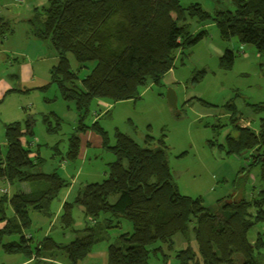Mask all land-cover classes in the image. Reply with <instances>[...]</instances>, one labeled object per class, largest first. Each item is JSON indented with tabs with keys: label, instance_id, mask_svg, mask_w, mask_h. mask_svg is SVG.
Returning <instances> with one entry per match:
<instances>
[{
	"label": "trees",
	"instance_id": "trees-1",
	"mask_svg": "<svg viewBox=\"0 0 264 264\" xmlns=\"http://www.w3.org/2000/svg\"><path fill=\"white\" fill-rule=\"evenodd\" d=\"M229 1L233 10L216 8L213 14L199 3L183 6L180 0H48L33 10L28 19L32 35L48 40L56 52L48 85L56 84L61 98L73 101L79 113L66 159L77 160L79 135L89 129L115 160L107 164L105 179L85 185L73 202L62 205L59 221L63 229L73 226L74 206L82 207L84 218L94 225H86L81 235L66 244L48 236L34 239L26 234L31 227L30 212L50 219L51 202L69 184L57 171L38 170L43 161L32 149L35 144L30 146V118L24 121V129L20 122L6 124L0 178L10 184L29 183L31 188L8 199L12 218L0 207V249L5 254H21L38 264H80L96 244L104 242L106 264H150L151 256L164 254L163 247L171 250L173 237L181 234L186 246L175 253L174 264H264V235L257 231L253 243L248 238L255 224L264 223V119L257 131L236 126V137L226 138L228 153H249L248 167L261 168V189L250 199L222 200L216 211L204 206L201 197L179 193L166 160L165 135L158 139L147 135L139 145L116 131L115 142L109 145L97 121L89 126L83 123L94 98L136 100L148 84L160 85L173 69L177 53L182 55L206 35L205 30L192 34L188 19L212 22L222 40L235 38L241 46H252L264 56V0ZM6 32L7 25L0 21V34ZM69 56L87 71L82 78L71 69ZM233 61L234 53L226 50L219 65L229 70ZM257 109H264V104ZM101 215H105L102 224L96 221ZM122 220L131 224V231L109 238L108 230L120 228ZM11 235L16 240L3 242Z\"/></svg>",
	"mask_w": 264,
	"mask_h": 264
},
{
	"label": "rangeland",
	"instance_id": "rangeland-1",
	"mask_svg": "<svg viewBox=\"0 0 264 264\" xmlns=\"http://www.w3.org/2000/svg\"><path fill=\"white\" fill-rule=\"evenodd\" d=\"M180 2L183 6L199 3L210 14L216 8L233 10L229 0H221L219 3L215 0ZM16 24L18 30L25 25L21 22ZM188 24L192 34L205 30L206 35L196 45L184 50L182 55L177 53L173 69L164 75L160 85L148 84L136 100L111 102L94 98L83 123L89 126L97 121L106 131L109 145L114 144L116 131L131 137L139 145L143 144L147 135L155 139L165 135L168 147L166 160L179 193L192 198L201 197L204 206L216 211L220 201L250 199L263 185L261 168L248 167L251 164L249 153L242 152L239 156L228 153L226 138L236 137V126L257 131L260 120L264 119V109H257L258 105L264 104V56L258 54L252 46H241L235 38L222 40L212 22L198 23L196 19H188ZM18 30L12 36L6 33L7 55L13 59L12 64H15L7 72L8 79H15L13 74H16L20 64L31 69L33 79L23 85H17L13 81L12 85L15 84L18 91L9 92L0 103L1 150L5 149L4 124L18 121L23 127L24 121L30 118L33 136L28 139L37 140L38 146L32 149L38 147L39 157L43 159L39 171H57L74 185L75 191L86 180L90 183L101 182L107 176V164L114 161L115 156L103 148L93 150L79 173L80 160L71 162L66 159L69 138L78 127L79 113L73 101L61 98L56 84L48 85L49 70L57 62L51 43L36 37H22V32ZM226 50L234 53L233 66L229 70L222 69L219 65V58ZM69 60L71 69L78 71L82 78L87 71L80 69L72 57L69 56ZM46 85V89H41ZM169 89L177 97V107L174 109L167 103L166 93ZM56 118H59L58 121ZM48 128L52 130L48 131ZM81 172L83 175H80ZM86 172L91 173V179L84 178ZM30 188L29 183L10 184L0 180V200L6 199L0 203V207L7 218L14 215L8 199L13 194L27 192ZM61 195L51 203L50 212H54ZM79 207L72 208L71 229L61 227L59 220L62 213L53 214L48 219L37 212H30L31 227L26 230V234L34 239H42L45 231H48V235L57 243H69L77 235H81V230L86 225L95 224L84 218ZM104 217L105 215L99 216L97 223L102 224ZM131 229V224L122 220L120 228L108 230V236L113 238ZM257 231L264 235V223L255 224L250 230L248 238L251 243L254 242ZM16 238V235H11L5 237L3 242ZM190 244L196 249L194 241ZM185 246L183 236L176 234L172 249L163 247L164 254L158 252L151 256L150 264H174L175 253ZM101 252L103 256H91ZM0 255H4L1 249ZM105 261L106 244L101 242L93 247L92 252L80 264H104Z\"/></svg>",
	"mask_w": 264,
	"mask_h": 264
},
{
	"label": "crops",
	"instance_id": "crops-1",
	"mask_svg": "<svg viewBox=\"0 0 264 264\" xmlns=\"http://www.w3.org/2000/svg\"><path fill=\"white\" fill-rule=\"evenodd\" d=\"M47 2L48 0H0V21L7 25L9 32H6V33H10L11 36L15 34L16 31L18 30L16 23L21 22L22 25L23 23H25V25H23V27H20V29L18 30L22 32L21 33L22 37H26V36L34 37L31 33V29L28 24V19L31 17L32 12L35 8H41L45 6ZM6 33L0 34V39L3 38V41H0V103L5 99V97L9 94V92L13 93V92L18 91V89L15 88V84L12 85L14 82L17 85H20V84L23 85L26 82L31 81L33 79V76H31V69L23 64L18 65L16 74H13V77L15 79L14 80L8 79L7 72L15 64H12L13 59H10L9 56L7 55L8 50L5 48V42L7 41L8 37H6ZM28 41H30V39ZM16 47H13V49H15ZM15 122H18V121H15ZM10 123H13V122H10ZM5 125L6 124H4V126ZM79 139H80V147H79V155L77 159L78 161L80 160L81 165L78 170V173L79 171L83 170V167L85 165L84 162H87V160H89V155H92V151L98 148H101V145H100L101 142H100L99 137L89 129L86 130V132L81 133L79 135ZM23 142L26 143V140H24ZM34 144H35L34 146H38L37 140L34 141ZM36 152L39 156L38 147H36ZM39 159L41 158L39 157ZM41 160L43 161V159ZM80 175H83L82 172L80 173ZM84 178L91 179L92 178L91 173L86 172L84 174ZM0 180L6 181L5 179H2V178H0ZM87 181L88 180L83 182L84 184H82L77 191H75L74 185H72L71 183L67 181L69 185L67 188L60 191L59 194H62L61 195L62 198L59 201V203H57L56 207L54 208V212H51V213L56 214V215H59L60 213H62L63 203L73 202L77 195V192L81 190L85 185L90 183ZM79 209L83 213V208L79 207ZM2 226H3V223L0 222V228ZM47 236L51 237L54 240L52 236L48 235V231H45V234L42 238L47 237ZM59 244H62V243H59ZM98 255L103 256V252H101L100 254H92L91 256L97 257ZM42 261L47 262L48 260H42ZM37 262L38 261H36L35 259L33 258L28 259L22 256L21 254L7 255L4 253V255H0V264H38Z\"/></svg>",
	"mask_w": 264,
	"mask_h": 264
},
{
	"label": "water",
	"instance_id": "water-1",
	"mask_svg": "<svg viewBox=\"0 0 264 264\" xmlns=\"http://www.w3.org/2000/svg\"><path fill=\"white\" fill-rule=\"evenodd\" d=\"M166 99L167 103L171 108H176L177 107V97L174 91L168 90L166 93Z\"/></svg>",
	"mask_w": 264,
	"mask_h": 264
},
{
	"label": "built area",
	"instance_id": "built-area-1",
	"mask_svg": "<svg viewBox=\"0 0 264 264\" xmlns=\"http://www.w3.org/2000/svg\"><path fill=\"white\" fill-rule=\"evenodd\" d=\"M33 144H34V142H33V141H32V142H30V146H31V145H33ZM2 192H4V193H5V191H2Z\"/></svg>",
	"mask_w": 264,
	"mask_h": 264
}]
</instances>
